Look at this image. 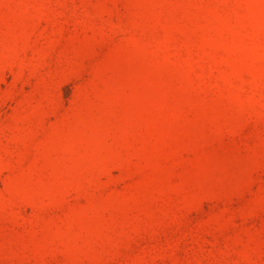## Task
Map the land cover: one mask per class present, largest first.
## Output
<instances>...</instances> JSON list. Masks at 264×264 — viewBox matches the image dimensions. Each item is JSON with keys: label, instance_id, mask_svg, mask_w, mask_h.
<instances>
[{"label": "rangeland", "instance_id": "1", "mask_svg": "<svg viewBox=\"0 0 264 264\" xmlns=\"http://www.w3.org/2000/svg\"><path fill=\"white\" fill-rule=\"evenodd\" d=\"M0 264H264V0H0Z\"/></svg>", "mask_w": 264, "mask_h": 264}]
</instances>
